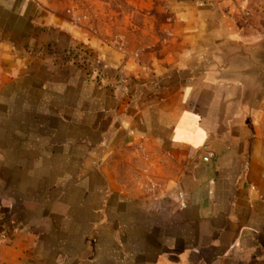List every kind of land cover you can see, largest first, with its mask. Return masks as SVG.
<instances>
[{
  "label": "crops",
  "instance_id": "0c3cea01",
  "mask_svg": "<svg viewBox=\"0 0 264 264\" xmlns=\"http://www.w3.org/2000/svg\"><path fill=\"white\" fill-rule=\"evenodd\" d=\"M71 5L0 0V264H264V0L139 1L140 53Z\"/></svg>",
  "mask_w": 264,
  "mask_h": 264
},
{
  "label": "rangeland",
  "instance_id": "374dc122",
  "mask_svg": "<svg viewBox=\"0 0 264 264\" xmlns=\"http://www.w3.org/2000/svg\"><path fill=\"white\" fill-rule=\"evenodd\" d=\"M71 2L72 16L78 27L83 28L89 35H99L104 38L105 48L110 50L111 42H120L121 45L127 44L128 39L133 41V46L136 50H144L145 47L153 43V37L159 38V35L164 37L166 32H161V22H166L168 19L167 12H159L152 10L145 12L139 9L138 3L142 0H69ZM149 13V14H148ZM161 43H159L160 46ZM146 48L145 52L138 54L135 58V64H147V72L142 73L143 78L148 82L158 83L162 79L156 78L152 64L159 58H150L148 54L151 51L160 50V48ZM149 49V50H148ZM94 46L90 43L85 45H77L75 50L67 56L68 60L75 67L88 68L91 63L97 64L98 58L93 56ZM146 56V57H144ZM133 60V59H131ZM146 63V64H145ZM134 64V65H135ZM151 68V69H150ZM90 73V71H89ZM97 79L102 78L99 75ZM164 78V77H163ZM117 80L126 82L125 74H118ZM165 80V79H164ZM153 83V84H154Z\"/></svg>",
  "mask_w": 264,
  "mask_h": 264
}]
</instances>
